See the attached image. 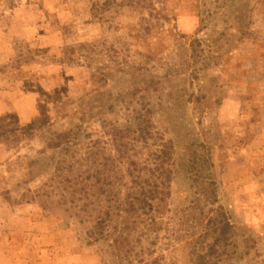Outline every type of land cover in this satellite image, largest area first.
<instances>
[{"label":"rangeland","instance_id":"rangeland-1","mask_svg":"<svg viewBox=\"0 0 264 264\" xmlns=\"http://www.w3.org/2000/svg\"><path fill=\"white\" fill-rule=\"evenodd\" d=\"M0 264H264V0H0Z\"/></svg>","mask_w":264,"mask_h":264},{"label":"trees","instance_id":"trees-1","mask_svg":"<svg viewBox=\"0 0 264 264\" xmlns=\"http://www.w3.org/2000/svg\"><path fill=\"white\" fill-rule=\"evenodd\" d=\"M206 183H207V181H202L201 183H200V185H201V187H204L205 185H206ZM210 187H213V183L211 182L210 183ZM165 195V194H164ZM164 195H163V197H164ZM212 202H214V199L212 200ZM223 217V215L222 214H219V220L218 221H216V220H213V221H210V223H213L214 224V227H215V229H214V232L216 231V230H218V235L220 236V234L222 235V234H224L225 233V231H226V229H228L229 228V225H228V223L225 221V219H221V218Z\"/></svg>","mask_w":264,"mask_h":264}]
</instances>
